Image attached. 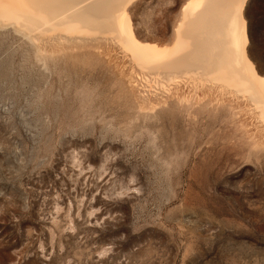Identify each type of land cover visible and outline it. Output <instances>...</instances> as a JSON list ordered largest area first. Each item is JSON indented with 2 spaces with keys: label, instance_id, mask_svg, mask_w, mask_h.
Masks as SVG:
<instances>
[{
  "label": "rangeland",
  "instance_id": "374dc122",
  "mask_svg": "<svg viewBox=\"0 0 264 264\" xmlns=\"http://www.w3.org/2000/svg\"><path fill=\"white\" fill-rule=\"evenodd\" d=\"M187 2L132 3L136 38L172 46ZM244 17L264 77V0ZM44 41L0 25V264H264V128L247 102L195 80L143 105L119 46Z\"/></svg>",
  "mask_w": 264,
  "mask_h": 264
},
{
  "label": "bare ground",
  "instance_id": "6f19581e",
  "mask_svg": "<svg viewBox=\"0 0 264 264\" xmlns=\"http://www.w3.org/2000/svg\"><path fill=\"white\" fill-rule=\"evenodd\" d=\"M135 1L0 0V25H12L40 43L58 39L80 43L86 37L115 44L140 72V76L134 73L132 83L143 105L164 104L174 96L179 100L180 85L197 80L195 86L202 92L221 91L233 99V106L234 100L247 102L249 108L243 111L253 114L264 128V77L247 54L244 8L248 0H187L170 47L136 38L127 13Z\"/></svg>",
  "mask_w": 264,
  "mask_h": 264
}]
</instances>
